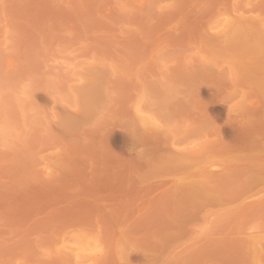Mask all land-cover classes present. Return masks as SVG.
<instances>
[{
  "label": "rangeland",
  "instance_id": "374dc122",
  "mask_svg": "<svg viewBox=\"0 0 264 264\" xmlns=\"http://www.w3.org/2000/svg\"><path fill=\"white\" fill-rule=\"evenodd\" d=\"M0 264H264V0H0Z\"/></svg>",
  "mask_w": 264,
  "mask_h": 264
}]
</instances>
